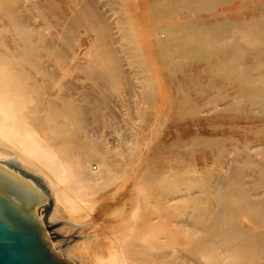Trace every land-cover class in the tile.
Segmentation results:
<instances>
[{
  "label": "bare ground",
  "instance_id": "bare-ground-1",
  "mask_svg": "<svg viewBox=\"0 0 264 264\" xmlns=\"http://www.w3.org/2000/svg\"><path fill=\"white\" fill-rule=\"evenodd\" d=\"M105 1L0 0V28L7 33L0 37V164L17 173L22 179L28 180L29 183L45 194V201L37 205L35 211L44 223L55 251L75 264H264V214L255 217V220L253 218V225H246L240 220V217L245 213L250 212L249 216L257 213L256 204L262 201L259 199L261 192L258 191L257 187L261 181H264V167L258 172L259 180L255 179L256 176L253 175L254 180L250 184L253 185L254 190H251L240 179L238 181L237 178L241 176L236 177L237 172H234V169H229L228 173L236 177L234 180L237 181L231 182L223 177L215 178L209 186L211 191L208 200L211 201L212 205L204 204V199L199 197V192L193 190L194 183H187L178 175L176 181L170 184L169 180L168 182L164 179V175H159L150 167H146L138 178L136 190L149 185L153 187L154 191L161 193L160 189L165 190L171 186L172 194L165 195L166 205L159 207L154 204L150 206L148 196L141 198L144 195H140V198H137L134 195L135 188L133 190L132 185L131 189L134 192L131 193L134 194L132 196L130 194V198L133 200L135 196L134 199L137 200V203L136 201H134L136 204L133 202L135 206L132 208L131 215L129 214L130 218L127 216L129 222H127L126 231L121 228L123 231L120 236L105 241V243L95 242L96 245H88L79 238L72 241L68 246L64 243V237L69 238V230L65 225L73 223L70 215L81 212V209L74 206L71 197L68 196L69 188L73 187L77 190L83 199L91 196L96 189H101L103 185L108 184V182L102 181V176L105 173L113 174V165L108 159L109 151L101 150V147H98L100 143L97 145L96 140L88 139L87 141L86 139L85 142H79L69 139V136L82 137L83 126L88 122L100 119L93 120L95 119L93 118L91 120L90 116L91 121L87 122L85 115L91 114L94 117L96 110L82 105L80 103L82 98L75 99L77 92L74 90L68 96L49 90L47 81H53V88L55 89L59 78V63H63L65 59L80 67L79 54L76 48L82 47V40L76 41L75 50L68 56L66 54L71 51L65 53V46L63 45L65 42L73 45L74 42L72 33L65 28L63 23L66 22L74 29L75 24L72 21L76 18L88 20L96 31L95 38L101 43L100 48H98L100 49L98 56L100 62L85 66L89 77L99 84V87L107 88L106 90L111 86L114 87L113 82L123 80L124 63H122L114 46L115 37L111 31L112 22L109 23L105 19L104 12L100 11V8H103L107 3ZM215 1L230 3L234 0H151L144 6L152 9V15L161 17L166 14L167 7L171 5L185 4L184 6L191 7L190 3L197 2L201 8H204L211 6ZM246 1L250 2L249 0ZM108 2L110 3V0ZM258 3L261 8L264 7V2L258 0ZM34 9L43 12L48 10L49 12L43 13L38 18V16H32ZM110 11L112 10L110 9ZM33 12L37 13V11ZM54 15L59 20L51 21L50 18ZM216 15L219 14L216 13L214 17ZM119 17L118 20L122 22ZM118 20L113 22L120 23ZM192 20L201 22V24L193 23ZM204 20L203 17L180 16L178 21L183 24L166 22L157 27L158 34L155 45L160 50L161 55L164 58L183 56L190 60L208 59L211 52L206 48L207 43H212L214 37H219L220 40V35L227 32L230 25L237 26L241 38L247 40L251 45L249 57H244L241 62L243 67L240 68L236 65L234 59L222 55L215 58L212 65L226 78L239 81L242 90L238 97L241 100L249 101L259 108H264V73L257 76L251 74L255 70L264 68V59H262L264 56V10H261L259 14H254L250 19H246L244 21L246 26L239 25L232 20H220L210 26L205 24ZM123 21L129 26L122 23L124 27L119 28L120 30L121 28L124 29L121 33V39L123 38L122 35L126 38V40L123 38L125 41L121 42L128 44L127 40H129L132 44L135 41L134 43L138 45L139 41L136 42L132 28L134 23ZM53 23H56V28L51 31L49 27ZM146 42L148 43V40ZM138 46L133 44L131 48L129 46L133 52L129 49L130 52L124 51L132 53L131 58L141 57L138 51L142 49ZM121 47L123 48V46ZM66 49L68 50V48ZM217 50L219 49L217 48ZM132 60L134 61V59ZM173 65L177 64L174 63ZM6 66L10 68L4 71L3 68ZM67 69L69 68L67 67ZM156 71L158 72V70ZM153 73L157 74L155 70ZM160 76L162 75L160 74ZM70 79L72 80V78ZM112 83L113 85H111ZM111 89L110 92L113 94ZM86 97L90 100H96L99 104H103L108 98L103 93L98 95L91 93L87 94ZM46 102L50 104V108L44 106ZM64 117H68L72 122L78 121L79 126L71 135L68 129L60 123V119ZM120 125L122 124L120 123ZM90 131L89 129L88 132ZM89 134L91 136V133ZM86 138L88 137L86 136ZM195 141L200 145L217 147L220 143L217 138H197ZM14 147L18 148L22 154L17 152ZM262 148L264 156V145ZM119 149L118 152H120ZM77 152L78 154L74 155ZM83 155L88 157L83 158ZM92 158L99 161L98 163L94 162L97 164L96 166L90 163ZM237 164L234 161L233 165ZM241 169L243 170V168ZM238 173L241 172L238 171ZM68 177H73V180L65 182L64 178ZM108 179L106 181H109ZM157 188L159 190H155ZM143 190H140L139 194L146 192ZM122 193L127 194L124 191ZM121 197L124 199L123 196ZM53 200L52 212L46 217L44 208ZM180 201L183 202L182 207L176 205ZM142 203L145 209L142 207ZM172 207L174 208L173 212L169 210ZM88 208L93 209V205L89 204ZM252 210H255L253 214H251ZM54 224H58L56 228ZM119 224L125 225V218ZM55 230L61 233L59 237L55 234ZM178 237L186 239V247L182 248L178 245Z\"/></svg>",
  "mask_w": 264,
  "mask_h": 264
},
{
  "label": "rangeland",
  "instance_id": "rangeland-1",
  "mask_svg": "<svg viewBox=\"0 0 264 264\" xmlns=\"http://www.w3.org/2000/svg\"><path fill=\"white\" fill-rule=\"evenodd\" d=\"M67 1L70 2L72 0ZM108 1L109 0H106L105 2L109 3ZM150 1L151 0H120L119 2V0H110L108 5L106 3L103 8H100V11L104 12L105 19H107L109 23L112 22L111 31L116 41H114V46L117 49L116 51L122 63H124V78L121 82H113L114 87L111 86L113 83L110 85L113 87L112 89L110 86L108 90H106L107 88L99 87V84L94 82L85 70L86 65L100 62L98 57L100 49L98 48H100L101 43L95 38L96 31L92 28L91 23L88 20L76 18L72 21L75 24L74 29L66 24V22L63 23L65 28L72 33L74 38L73 41L75 42H73V45L66 42L63 43L65 46V53L71 51L66 54V56L70 55L72 51L75 50L77 40L79 42L82 40L83 42L82 47L79 49L76 48L79 54L78 61L80 67L71 64L68 59H65L63 63H59L57 86H55L54 89L53 81L48 80L47 88L54 92H60L63 96L70 95L74 90L77 92L75 99L82 98L80 101L82 105L84 104L86 107L96 110V115H94V117L91 114L85 115L87 122L91 121L93 118H95L93 120L100 119L86 123L81 132L82 137L76 138L74 136H69V139L79 142H85L86 139L87 141L88 139L96 140L97 145L100 143L101 146L98 145V147H101V150L104 149L109 151L108 159L113 165L112 173H115V175L105 173L102 176V181L108 182L109 185H103L101 189H96L91 196L85 197L86 199H83L81 194L73 187L69 188L68 196L71 197L74 206H78L81 209V215H70V219L73 223L71 222L65 225L69 230V238L64 237V243L67 244V246L70 245L72 241L78 240V238L88 245H94L95 242L99 243L101 241V243H105V241L117 238L118 235L120 236L123 231L121 228L125 229V231L127 230L129 216L133 211V206L137 203V200L134 198H140V195H144L141 196V198L148 196L150 206L154 204L159 207L166 205L165 195L172 194L173 190L171 186H168L165 190L160 189L161 193L154 191L153 187L149 185L136 190L138 178L146 167H150L159 175H164V179L167 181L169 180L170 182H168L170 184L176 181L178 175H180L183 180L185 179L187 183H194L195 186L193 190L199 192V197L204 199L205 205H212L211 201L208 200L211 191V187L209 186L215 178L223 177L233 182L237 181L234 180L237 176H241L237 178L238 181L241 180V182L245 183L251 190H254L253 185L250 184L254 180L253 175L256 176L255 179H260L258 172L264 167L262 150V145H264V108H259L249 101L241 100L238 97L242 90V85L239 81L226 78L212 65L213 60L219 55H222L234 59L236 65L240 68L243 67L241 62L244 57H249L251 45L247 40L241 38L239 28L230 25L231 27H228V31L221 34L224 36L221 37L220 35V40L219 37H214L212 43H207L206 48L211 52V56L205 60H190L183 56L164 58L155 45V42L158 34L157 27L166 22L183 24L178 21V17L180 16L188 18L203 17L205 19V24L210 26L220 20H232L239 25L246 26L244 21L250 19L254 14H259L261 10H264V7H260L258 0H249L250 2L246 0H234L230 3H219V1H215L211 6L204 8H201L199 3L192 2L190 3L191 7H186L184 6L185 4L180 6L171 5L167 7L165 15L156 17L152 15V9L150 7L144 6L145 3ZM261 1L262 3L264 2V0ZM111 2L113 3L111 4ZM116 6L118 7L117 9ZM110 9L112 11H110ZM33 11H37V13ZM33 11L32 13L34 14H32V16H38V18H40L43 13L49 12L48 10L43 12L39 9H34ZM121 12H124L122 13L123 15ZM112 13H115V16ZM216 13L219 15L214 17ZM124 15L125 17L127 15V17L125 18ZM117 16H120L119 19H121L122 22L118 20ZM128 17L129 20H127ZM50 20L56 21L59 19L54 15ZM114 20H118L121 24L117 23V21L114 23ZM123 20L135 24V26L133 24L132 28L134 30L135 40L136 42L139 41L138 45L140 47L134 43L135 41L132 44L142 49L138 51L141 57L131 58L132 53H129L132 51V49H129V46L130 48L132 47L131 42L129 40H127L128 44H126V42H121L126 40L124 35L122 36L125 40H123V38L121 39V33H123L122 31L124 29H119L120 27H124L122 24L124 23ZM192 22L201 24V22H197L196 20H192ZM55 24L56 23L50 25L49 29L51 31L55 30ZM124 24L126 25L127 23ZM113 25H116V27ZM144 25L147 26L145 27ZM155 25L157 26L155 27ZM88 31L89 34L86 35ZM4 34L7 33L0 28V37H3ZM145 35L147 36L145 37ZM147 40L149 44L146 42ZM124 44H126L125 47ZM121 46H123V48ZM66 48H68V50ZM217 48L219 50H217ZM124 50L129 52L126 53ZM132 59H134V61ZM262 59H264V56ZM171 62L172 65H170ZM174 63L177 65H173ZM67 67L69 69H67ZM9 68V66H6L3 70L6 71ZM154 70L157 74L153 73ZM156 70H158V72ZM158 73L159 76L160 74L162 75L160 78ZM261 73H264V68L255 70L251 74L257 76ZM70 78H72V80ZM72 87L75 88L73 89ZM110 89L113 90V94L110 92ZM91 93L94 95L103 93L106 94L108 98L103 104H99L96 100H90L86 97L87 94ZM44 106L46 108L51 107L48 102H46ZM61 106L63 107L62 104ZM166 108L167 110H165ZM60 123L68 129L70 135L79 126L78 121L72 122L68 117L60 119ZM95 123V127L99 125V127L96 128L99 134L95 131ZM120 123L122 125H120ZM89 129L91 130L90 132H88ZM89 133H91V136ZM86 136L88 138H86ZM197 138H217L220 143L218 147L200 145L195 141ZM99 140L101 141L99 142ZM118 148H120V152H118ZM15 149L22 154L18 148ZM75 154H78V152L74 153V155ZM87 157V155H83V158ZM234 161L238 164L233 165ZM94 162L98 163L99 161L92 158L90 163L96 166L97 164ZM228 162L230 163L229 165ZM241 168H243V170ZM87 169L89 170V167ZM229 169H234L233 171L237 172L236 177L228 173ZM238 171L241 173L239 174ZM116 174L119 176H116ZM110 175H113V180ZM106 178L111 181V183L106 181ZM64 179L65 182H71L73 177ZM62 183H64V181H62ZM131 186L133 190L135 188V192L132 191ZM257 188L258 191L261 192L259 199L262 201L256 204L257 213L253 214L255 210H252V217L249 216L250 212L240 217V220L246 225H253L255 217L264 214V181H261ZM140 190L146 192L139 194V192H141ZM155 190H159V188ZM122 191L127 194H123ZM130 194L131 196L134 194L136 197L133 195V200H131ZM121 196H123L124 199H122ZM134 201H136V203ZM133 202L135 204H133ZM88 203L93 205V209H89L90 207L88 208ZM53 205L54 200L48 203L47 207L44 208V215L46 217L51 214ZM176 205L182 207L183 202H177ZM142 207L144 208L143 203ZM141 210L143 211V209ZM169 210L173 212L174 208L172 207ZM122 217L123 219L125 218V225L123 226L119 224L123 220L121 219ZM57 225L58 224H54V227L56 228ZM55 234L59 237L61 233L55 230ZM178 239L179 246L182 248L187 246L184 237H178Z\"/></svg>",
  "mask_w": 264,
  "mask_h": 264
},
{
  "label": "water",
  "instance_id": "water-1",
  "mask_svg": "<svg viewBox=\"0 0 264 264\" xmlns=\"http://www.w3.org/2000/svg\"><path fill=\"white\" fill-rule=\"evenodd\" d=\"M45 194L0 164V264H75L62 257L35 208Z\"/></svg>",
  "mask_w": 264,
  "mask_h": 264
}]
</instances>
